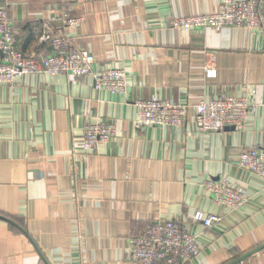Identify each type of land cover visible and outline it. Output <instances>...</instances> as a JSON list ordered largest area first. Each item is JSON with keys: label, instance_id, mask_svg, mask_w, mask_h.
Returning <instances> with one entry per match:
<instances>
[{"label": "crops", "instance_id": "1", "mask_svg": "<svg viewBox=\"0 0 264 264\" xmlns=\"http://www.w3.org/2000/svg\"><path fill=\"white\" fill-rule=\"evenodd\" d=\"M221 1L0 0L25 55H49L41 37L68 12L83 20L65 35L93 59L92 75H27L0 86V216L14 224L0 220V264H133L130 241L155 221L196 237L199 255L181 264H228L264 244V181L238 167L244 151H264V0L255 33L167 24ZM107 68L123 70V97L94 89L93 76ZM221 96L252 104L244 127L199 132L192 106ZM152 97L188 105L185 124L136 126L135 102ZM95 123L115 134L74 168L70 154ZM218 177L246 191L241 209L213 202L204 182ZM197 211L222 220L206 229L193 222ZM238 264H264V249Z\"/></svg>", "mask_w": 264, "mask_h": 264}, {"label": "built area", "instance_id": "2", "mask_svg": "<svg viewBox=\"0 0 264 264\" xmlns=\"http://www.w3.org/2000/svg\"><path fill=\"white\" fill-rule=\"evenodd\" d=\"M257 0H222L210 14L168 19V27L191 33L204 29L219 31L223 28H243L250 32L262 29L263 17L258 12ZM82 17L62 14L61 27L52 30L46 27L42 40L48 42L51 53L42 59L27 56L16 47V39L8 13L0 8V86H9L23 76L44 74L50 77L64 75L81 78L92 75L93 59L85 49L72 47L64 33L66 28L76 27ZM51 29V30H50ZM208 78L215 76L209 66L204 68ZM94 89L112 96L123 97L127 89V79L123 70L107 68L93 76ZM138 127H179L186 122L188 105L152 97L135 102ZM196 128L201 133L219 132L227 128L241 130L253 106L246 99L236 96H221L193 105ZM115 134L112 124H87L81 131L79 152H71L73 166L80 159L92 153L96 145L109 141ZM238 167L264 181V151L251 149L244 151L238 160ZM204 186L216 205L227 211L241 209L248 200L247 193L233 185L227 178L207 179ZM222 217L206 215L197 211L193 222L209 228L220 223ZM130 256L133 264H181L196 258L200 247L196 237L190 235L174 221L148 223L141 235L130 241Z\"/></svg>", "mask_w": 264, "mask_h": 264}, {"label": "water", "instance_id": "3", "mask_svg": "<svg viewBox=\"0 0 264 264\" xmlns=\"http://www.w3.org/2000/svg\"><path fill=\"white\" fill-rule=\"evenodd\" d=\"M0 220H2V221H6V222H8V223L14 225L12 221H10L9 219H6V218H4V217H1V216H0ZM262 249H264V244L261 245L260 247H257L256 249H253L252 251H250V252H248V253H246V254H244V255L238 257L237 259H235L234 261H231V262L228 263V264H238V263L244 261L245 259L254 256L257 252H259V251L262 250Z\"/></svg>", "mask_w": 264, "mask_h": 264}]
</instances>
